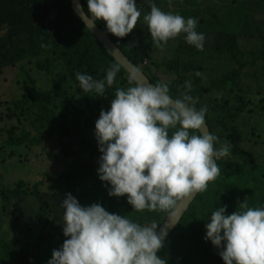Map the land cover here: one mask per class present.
<instances>
[{
	"label": "clouds",
	"instance_id": "obj_1",
	"mask_svg": "<svg viewBox=\"0 0 264 264\" xmlns=\"http://www.w3.org/2000/svg\"><path fill=\"white\" fill-rule=\"evenodd\" d=\"M147 3L150 11L143 22L157 46L183 33L186 43L203 50L205 36L196 31L197 18L165 12L153 0ZM87 13L93 22L105 21L107 32L121 38L141 17L136 0H87ZM120 69V63H112L102 79L80 72L75 79L83 93L102 97ZM140 77L133 68L129 86L117 87L108 110H100L94 131L101 153L96 171L110 185L108 195L127 194L132 209L170 210L207 189L220 174L216 161L229 148H216L217 137L204 130L207 108L195 107L190 82L173 98L167 83L153 85ZM60 206L67 238L47 264H166L157 254L166 231L157 233L156 223L142 225L99 203L83 206L71 193ZM226 207L211 211L204 239L220 249L224 264H264V206L249 207L244 201L230 214H225Z\"/></svg>",
	"mask_w": 264,
	"mask_h": 264
},
{
	"label": "rangeland",
	"instance_id": "obj_2",
	"mask_svg": "<svg viewBox=\"0 0 264 264\" xmlns=\"http://www.w3.org/2000/svg\"><path fill=\"white\" fill-rule=\"evenodd\" d=\"M83 1L87 3V0ZM247 1L153 0L165 12L179 13L185 18H197L196 31L202 32L208 39L204 40L203 50H198L196 54L190 51L179 53L183 59L197 66L202 65L200 71L183 70L182 77L166 68L167 61L176 57L180 47L187 44L184 34L157 46L143 22V15L150 11L147 0H136L141 17L133 30L122 38L107 32L102 19L97 22L117 45L118 42H139V52L146 54L140 58L138 66L158 75L168 84L169 91L181 95L185 90V81L190 82L189 94L197 101L195 107L199 109L206 106L205 119L212 120L211 127L217 137L216 147L226 145L229 148L228 154L223 158L241 161L254 171L264 168V61L256 58V51L242 53L238 50L239 58L234 59L228 47L222 51L216 45L218 39L214 35H208L221 32L229 35L233 28L237 30L239 26L236 23L242 19L243 7ZM257 45H254L257 47L255 50H264V41ZM249 47L247 46L251 49ZM38 63H47L51 70H41ZM197 73L202 76L200 85L193 83L196 76H199ZM226 74L231 75L232 82L235 79L239 84L237 89L228 87L225 91L217 90V93L203 90L202 86L207 84L208 78ZM60 88H66L69 92L65 108ZM35 91L39 92L57 118L72 120L74 107L84 110L83 119L90 122L85 134L91 140L95 138L97 119L75 89L61 47H55L38 58L25 59L5 67L0 73V249L12 246V250L17 249L22 253L23 249L25 253H30V260L28 261L29 255L24 254L20 264H26L27 261V264H47L53 250L59 249L67 238L62 231L63 208L60 206L65 194L52 190L50 186L72 160L64 155L62 141L57 136H48L37 127L34 107L31 104L17 105L25 93ZM20 182H24V191L15 196L8 194L7 189L16 188ZM35 185H38V195L33 193ZM200 196L201 201L195 208L198 211L202 210L206 200V194L204 196L201 193ZM113 197L120 199V196ZM248 206L252 207L250 204ZM236 208L238 207L235 206L234 211ZM56 240L59 242L54 244ZM206 242L209 241L204 240L200 246H204ZM49 243L53 247L48 246ZM187 249L199 250L192 246L180 248L179 253L172 258H177ZM203 250L202 248L199 252ZM157 254L164 259L170 257L163 251Z\"/></svg>",
	"mask_w": 264,
	"mask_h": 264
},
{
	"label": "trees",
	"instance_id": "obj_3",
	"mask_svg": "<svg viewBox=\"0 0 264 264\" xmlns=\"http://www.w3.org/2000/svg\"><path fill=\"white\" fill-rule=\"evenodd\" d=\"M83 4L87 12V3L83 1ZM98 25L100 26L99 23ZM138 44L140 43L118 42L119 47L137 65L140 58L146 54V52H139ZM55 47H61L63 58L71 72L73 85L96 118L99 117L101 109L108 110L117 87L127 88L129 86L128 72L121 66L114 84L111 87L106 86L104 96H93L79 89L78 81L75 79L76 72L87 73L99 80L104 78L105 70L117 61L76 15L72 9L71 0H0V73L5 67L13 66L25 59L38 58ZM238 50L242 53L246 52L240 48ZM238 50L229 49L234 59L239 58ZM189 51L195 54L198 52L188 43L182 45L177 52L178 55L167 61V71L175 72L181 77L186 69L200 71L202 65L197 66L179 56L180 52ZM246 54L249 56V53ZM255 55L257 59L264 61V50L256 51ZM38 67L41 70H51L47 63H38ZM144 71L155 84L163 82L150 69ZM196 77L193 83L200 85L202 76ZM30 81L32 82L31 78ZM233 81L230 74L210 77L202 88L205 92L212 90L214 93H217V90L225 91L228 87L237 89L239 84L235 79ZM237 82L240 83V80L237 79ZM169 94L174 98L180 97L179 93L173 91H169ZM60 95L65 108L69 95L68 89L60 88ZM27 104H31L35 109L37 127L44 130L48 136H57L62 141L64 155L72 160L68 168L55 178L50 186L52 190L65 194V196L71 193L83 206L99 203L108 212L127 215L142 225L157 223L160 229L174 209L138 212L134 211L131 205H127L129 204L126 199L127 194L120 196V199L108 195L110 185L102 182L96 171L101 155L97 141L95 138L91 140L85 134L90 122L83 119L84 110L74 107L72 120L57 118L37 91L25 93L17 105ZM206 120L210 125L212 124L211 119L206 118ZM216 163L220 174L215 180L210 181L207 189L202 192L204 196L206 194L202 210L195 209L202 198L200 193L158 251V253L166 252L170 256L166 259V264H224L219 255L220 249L212 245L210 240L204 246H200L205 240L204 225L209 222L208 216L211 211L226 205L225 214H230L235 206L239 208V204L244 201L252 207L264 206V168L253 171L241 161L223 157ZM37 189L38 185H35L33 190L35 195L39 193ZM7 190L12 196L20 194L24 191V182H20L16 188ZM58 242L59 240H56L54 244ZM48 246L53 247L52 243ZM187 246L199 248V250L187 249L177 258H172L179 253L180 248H187ZM12 248L8 246L0 249V264H20L19 262L24 259V254H28V261L30 260V253H25L23 249L20 253ZM202 248L203 252H199Z\"/></svg>",
	"mask_w": 264,
	"mask_h": 264
},
{
	"label": "water",
	"instance_id": "obj_4",
	"mask_svg": "<svg viewBox=\"0 0 264 264\" xmlns=\"http://www.w3.org/2000/svg\"><path fill=\"white\" fill-rule=\"evenodd\" d=\"M71 6L73 11L76 15L82 20V22L87 26L89 31L93 34V36L99 40L104 48L108 51V53L118 62L121 66L128 72V74L132 71L133 68L138 70V74L141 76L140 79L142 82L151 83L155 85V83L151 80V78L145 73V71L140 68L137 64H135L128 55L117 45V43L112 39V37L103 29L101 28L97 20L93 22V19L90 17L84 8L83 0H71ZM174 98V97H173ZM205 131H210L212 134V127L205 119ZM199 193L195 196H190L188 198L182 199L178 205L174 208L171 212L169 217L166 219L164 224L160 227L166 231V235L162 241V244L166 242V240L170 237L176 226L182 220L185 213L191 208L193 202L196 200V197ZM160 250V249H159Z\"/></svg>",
	"mask_w": 264,
	"mask_h": 264
},
{
	"label": "crops",
	"instance_id": "obj_5",
	"mask_svg": "<svg viewBox=\"0 0 264 264\" xmlns=\"http://www.w3.org/2000/svg\"><path fill=\"white\" fill-rule=\"evenodd\" d=\"M236 25L239 26L237 30L233 28L229 35H225L224 32L208 35H214L213 37L218 39L216 45L222 51L225 47L232 50L240 48L246 52L259 51L255 50L257 47L254 45L264 41V0H248L243 7V17L237 21ZM205 40L208 41L206 38ZM247 46H250L251 49H248Z\"/></svg>",
	"mask_w": 264,
	"mask_h": 264
}]
</instances>
